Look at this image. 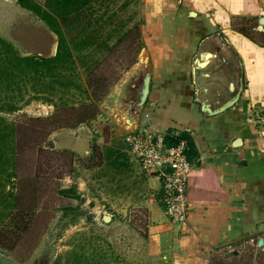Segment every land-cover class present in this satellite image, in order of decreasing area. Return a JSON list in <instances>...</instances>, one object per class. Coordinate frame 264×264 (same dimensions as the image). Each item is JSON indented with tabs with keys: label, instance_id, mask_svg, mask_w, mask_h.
<instances>
[{
	"label": "crops",
	"instance_id": "crops-1",
	"mask_svg": "<svg viewBox=\"0 0 264 264\" xmlns=\"http://www.w3.org/2000/svg\"><path fill=\"white\" fill-rule=\"evenodd\" d=\"M12 1L17 13H31L39 23V28L32 22L12 29L35 38L36 49L25 54L51 55L57 35L35 14L17 0H0V15L7 13L2 4L11 6ZM107 3L109 12L116 10L115 0ZM121 5L139 8L141 38L151 65L144 106L148 122L163 134L184 132L192 143L187 151L192 164L187 221L173 224L167 218L158 199L160 179L130 158L119 134L111 133L107 142L96 124L103 120L106 101L100 104L103 113L90 124L75 127L73 137L51 138L52 143L87 157L92 129L100 132L98 144L120 145L128 158L127 169L145 183L139 205L146 208L149 229H174L181 234L178 245L188 254L211 252L245 238L264 239V32L257 30L264 0H124ZM35 27L42 30L38 35ZM141 74L135 67L132 80L124 78L108 95L116 106L110 112L113 119V112L124 110L135 95ZM115 124L117 131L125 132ZM81 184L88 190L90 184L84 180Z\"/></svg>",
	"mask_w": 264,
	"mask_h": 264
},
{
	"label": "rangeland",
	"instance_id": "rangeland-1",
	"mask_svg": "<svg viewBox=\"0 0 264 264\" xmlns=\"http://www.w3.org/2000/svg\"><path fill=\"white\" fill-rule=\"evenodd\" d=\"M115 1L112 9H116L117 15L105 25L104 31L113 30L115 26L117 29L122 23L126 24L125 29L137 24L142 28L139 8L121 5L124 0ZM11 4H2L7 13L0 15V36L12 41L19 51L25 54L30 48L31 51L36 49L35 38L20 33L18 29H12L23 24L32 26V22L38 27L39 23L31 13H24L26 16L17 13L14 1ZM38 28L35 27L34 30L37 35L42 31ZM13 32L16 36L12 35ZM140 49L139 44L130 45L123 42L95 69L97 76L104 75L112 84L108 94L99 103L106 101L103 120L96 123L106 135L109 144L112 133V136L119 134V141L124 146L125 132L117 131L110 113L113 107H116L115 102L111 99L108 101L107 97L113 87L124 78L132 80L134 75H131V72L135 67L142 70L138 63ZM80 71L85 76L84 67H80ZM53 111L54 106L35 101L16 112H0V115L10 121H19L30 116L46 117ZM101 112L103 113V110ZM144 113L145 110L142 118ZM73 130L74 128H60L52 132L47 139L40 142L46 150L42 155H38L34 149L31 150V143L38 141L37 134L30 127L22 132L24 135L20 146L24 151L18 162L19 180L15 181L18 182V204L26 207L36 205L37 215L32 217L31 210L21 213L17 211L11 222L6 221V232L1 234L0 239L4 237L6 244L14 243V247L0 245V264H53L58 256L64 255L77 244L83 246L86 251L96 249L100 258L103 257V262L108 264H190L193 259L195 260L192 264H205L209 263L215 252H220L224 246L214 248L211 252L191 255L186 253L181 243L178 245L177 238L181 234H176L174 229L157 232L150 230L146 208L139 205L145 194L144 181L138 176L135 177L129 169L116 173L115 179L111 180L114 174L104 175L103 167H87L84 158L88 156H81L70 148L55 147L51 138L73 137ZM90 130L91 148L93 141L97 140L96 134L100 132ZM53 150L67 151L55 153ZM35 170L40 171L41 178L37 191L31 182V172ZM82 179L90 184L88 190L81 184ZM72 186H76L74 193L62 194L58 191V188ZM92 196L97 199L88 201ZM22 212H27V215H22ZM104 215H109L111 220L106 222ZM24 224H28V227L22 229ZM5 233L8 234L6 237ZM242 242L245 250L253 254L261 253L256 238H245ZM117 256L119 259L116 260Z\"/></svg>",
	"mask_w": 264,
	"mask_h": 264
},
{
	"label": "trees",
	"instance_id": "trees-1",
	"mask_svg": "<svg viewBox=\"0 0 264 264\" xmlns=\"http://www.w3.org/2000/svg\"><path fill=\"white\" fill-rule=\"evenodd\" d=\"M17 3L44 22L58 36L59 45L53 57L23 54L12 41L0 36V112H16L35 101L54 106V111L46 117L30 116L10 121L0 115V237L6 232V221L11 222L17 211L31 210L32 217L37 215L36 205L18 204V182L15 181L19 180L18 162L24 151L20 146L24 129L30 127L37 134L38 141L31 143V150L42 155L46 150L40 142L52 132L75 128L96 119L101 113L99 103L112 84L104 75L97 76L95 69L123 42L139 44L140 48L144 46L140 24L125 29L126 24L122 23L117 29L115 26L113 30L104 31L105 25L117 15L116 10L109 12L107 0H45L43 3L17 0ZM80 67H84L85 76ZM180 138L190 142L184 132ZM166 141L173 145L179 137L169 131ZM65 151L53 150L55 153ZM84 161L88 168L103 167L104 175L114 174L111 180L115 179L116 173L127 169L129 163L120 145H100L96 141ZM40 179L39 170L31 172L35 191L40 187ZM58 191L71 194L76 191V186L58 188ZM23 212L22 215H27L28 211ZM27 227L28 224H24L22 229ZM2 239L1 246L14 247V243L6 244ZM102 259L96 249L86 251L77 244L58 256L53 264H108Z\"/></svg>",
	"mask_w": 264,
	"mask_h": 264
},
{
	"label": "built area",
	"instance_id": "built-area-1",
	"mask_svg": "<svg viewBox=\"0 0 264 264\" xmlns=\"http://www.w3.org/2000/svg\"><path fill=\"white\" fill-rule=\"evenodd\" d=\"M149 114L131 132L124 134L126 152L150 176L161 181L159 202L167 218L173 224H183L188 219V186L192 164L187 156L189 149L186 138H180L176 144L169 145L166 134L157 132L148 122Z\"/></svg>",
	"mask_w": 264,
	"mask_h": 264
},
{
	"label": "water",
	"instance_id": "water-1",
	"mask_svg": "<svg viewBox=\"0 0 264 264\" xmlns=\"http://www.w3.org/2000/svg\"><path fill=\"white\" fill-rule=\"evenodd\" d=\"M194 14V12H192ZM258 19L257 30L264 32V16H260ZM59 38L56 37L50 57L55 56L58 51ZM138 62L142 67V74L139 78L137 85H135V95L130 99L128 106L124 110L116 109L113 112L115 122L123 128L125 132H131L141 122L144 106L147 103V99L150 93L151 86V65L150 57L147 48L143 46L138 54ZM203 107L206 103L203 102ZM236 141L241 142V139ZM104 220L110 221L109 215H104ZM256 244L260 248L261 253L253 254V252L245 250L243 248V242L234 243L228 245L215 252L210 259L209 263L205 264H235L239 261V264H264V239L261 237L256 239Z\"/></svg>",
	"mask_w": 264,
	"mask_h": 264
},
{
	"label": "flooded vegetation",
	"instance_id": "flooded-vegetation-1",
	"mask_svg": "<svg viewBox=\"0 0 264 264\" xmlns=\"http://www.w3.org/2000/svg\"><path fill=\"white\" fill-rule=\"evenodd\" d=\"M235 264H239V261L237 263H235Z\"/></svg>",
	"mask_w": 264,
	"mask_h": 264
}]
</instances>
